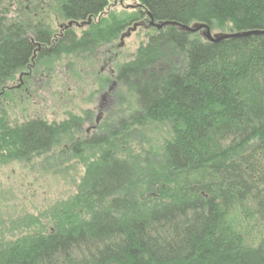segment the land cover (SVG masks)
<instances>
[{
	"label": "trees",
	"instance_id": "trees-1",
	"mask_svg": "<svg viewBox=\"0 0 264 264\" xmlns=\"http://www.w3.org/2000/svg\"><path fill=\"white\" fill-rule=\"evenodd\" d=\"M58 1L67 21L90 23L40 59L106 49L149 13L213 33L264 31V0H140L128 21L108 0ZM24 2L0 0L4 16L18 6L0 17L5 95L31 66L32 40L54 39L31 14L16 16ZM147 29L134 59L101 81L119 86L118 109L92 136L81 117L12 124L0 111V160L85 168L68 199L1 221L0 264H264V34L213 43L177 25Z\"/></svg>",
	"mask_w": 264,
	"mask_h": 264
},
{
	"label": "rangeland",
	"instance_id": "rangeland-1",
	"mask_svg": "<svg viewBox=\"0 0 264 264\" xmlns=\"http://www.w3.org/2000/svg\"><path fill=\"white\" fill-rule=\"evenodd\" d=\"M24 1L21 4L22 9L34 6L38 14L36 21L55 34L61 33V24L70 22L61 15L58 0ZM122 1L123 6L118 4L114 8L112 6L115 0H108L114 17L128 21L129 18L139 15V9L126 6H135L140 0ZM6 6L0 5V17H14L18 6H11L4 16ZM148 20L147 16L137 19L145 21L146 25L149 24ZM85 26H74L73 29L80 35ZM131 26L133 23L127 28ZM215 32L221 31L214 30ZM148 35V29L142 26L125 40L123 47H119V36L112 45L95 53L43 59L44 64L38 68L39 73L44 74L37 77L35 82L30 81L29 91L9 90L11 85L20 84L19 79L9 84L6 95L0 91V111L6 112L12 124H22L32 119L60 123L70 117H81L83 134L92 136L104 120L109 118L111 111L118 109L114 106L111 94L116 92L119 86L114 81L108 88L101 90V81L110 75H116L119 65L134 59L139 47L147 42ZM109 49L112 54L106 53ZM106 57L111 60L104 65ZM83 166L82 162L77 164V161H67L54 167L53 160L48 161L45 157H35L31 160L3 157L0 160V225L1 221L14 213L31 212L37 215L38 212H47L58 200L68 199L76 192L75 187L85 172Z\"/></svg>",
	"mask_w": 264,
	"mask_h": 264
},
{
	"label": "water",
	"instance_id": "water-1",
	"mask_svg": "<svg viewBox=\"0 0 264 264\" xmlns=\"http://www.w3.org/2000/svg\"><path fill=\"white\" fill-rule=\"evenodd\" d=\"M118 2L115 1V4H117ZM120 5H123V1L120 0ZM115 6V5H114ZM127 8H132V9H135L137 7H141V4H137L136 6H126ZM110 9V8H108ZM150 16V19L147 21L149 22L148 25H146V22L144 21H138L137 23H135L133 26L131 27H128L126 31L122 32L121 33V37H120V43H119V47H123L124 45V42L127 38H129L133 32H136L138 30V27H145L146 29L149 27V26H153L157 29H160L161 27L163 26H168V25H177L179 27V29L182 31H187L189 33H196V32H199L201 34V36L203 38H205L206 40L208 41H211L213 43L215 42H220V41H223V40H226V39H229V38H237V37H246L248 35H253V34H264V31H247V32H236L235 34L233 33H213L212 30L210 29L209 25L207 23H193L191 26H187V25H183V24H178L176 22H161V23H156L153 21V18L151 16V14L149 13L148 14ZM90 22H83L81 24H79L78 22H75V21H72V22H69L67 25H64V26H67L68 27H72L73 24L75 25H78L79 27H83V25L85 24H89Z\"/></svg>",
	"mask_w": 264,
	"mask_h": 264
},
{
	"label": "flooded vegetation",
	"instance_id": "flooded-vegetation-1",
	"mask_svg": "<svg viewBox=\"0 0 264 264\" xmlns=\"http://www.w3.org/2000/svg\"><path fill=\"white\" fill-rule=\"evenodd\" d=\"M119 2V1H118ZM119 4V3H118ZM27 11H19L17 12L16 16H20V15H28V14H31L33 17H35L37 19L38 17V14L36 13V11H32L30 10L29 6L26 7ZM40 16V15H39ZM65 24H61V33L60 34H53L54 36V39L51 41V46L49 45H46L44 43H38L36 41H34V39L32 40L33 43H34V52H33V56L31 57V66L28 67L26 70H22L19 72V74L16 76L15 79H19V85H11L9 87V90L11 92H15L16 90H20V89H24V90H27L29 91V88H31V80L32 82H35L37 80V77H41L43 76L44 73L41 72V74L39 73V68L41 66V63H42V60L43 59H51V58H54L51 56H46V57H43V58H39L40 54H44V53H51V50H52V46H54V44L58 41L59 39V36H61V34L65 31H67L68 29H72L74 26L76 27H79L78 25H75L73 24L72 27H68L67 26H64ZM80 28V27H79ZM106 53H109V54H112L111 51H106ZM106 53L104 54V56H106ZM103 58V57H102ZM111 59L107 58L104 59V65H106ZM113 72V71H112ZM8 90V91H9Z\"/></svg>",
	"mask_w": 264,
	"mask_h": 264
}]
</instances>
